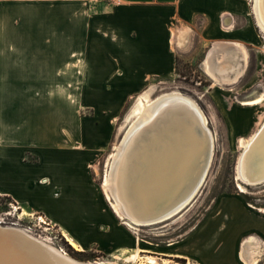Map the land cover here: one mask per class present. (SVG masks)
<instances>
[{
	"label": "crops",
	"instance_id": "1",
	"mask_svg": "<svg viewBox=\"0 0 264 264\" xmlns=\"http://www.w3.org/2000/svg\"><path fill=\"white\" fill-rule=\"evenodd\" d=\"M41 3L66 8L41 11L42 25L37 29L42 46L58 51L59 60L50 61L51 76L34 75L38 73L34 67L40 66L36 63L9 61L12 69L6 81L17 85L20 79L26 84L24 89L32 82H83L90 86L98 84L96 90L105 93L108 89L104 84L111 83L115 84L116 94L126 98L144 90L153 80L175 77L178 57L191 52L196 34L202 45L208 46V54L200 65L202 69L211 55V61L218 62L222 51L232 56L231 65L247 68L253 50L257 69L250 81L264 78V32L259 27L253 0H120L118 3L41 0ZM184 31L187 38L180 44L179 35ZM235 53L239 59L233 60ZM51 62L56 63L53 66ZM229 75L235 76L234 72ZM86 92H90L88 88ZM70 96L77 98L72 104L80 107L81 94ZM34 98L32 91L25 90L11 93L0 101V195L11 197L21 207L28 206L43 213L67 237L81 243V249L96 245L108 256H122V250L129 255L136 247L139 253L147 251L144 244L131 237L126 226L113 224L111 215L104 213L103 199L90 195L84 187L88 182L85 173L88 154L64 146L61 138L48 142V133L43 135L42 131L40 141L35 143L32 140L25 144L17 138L12 117L20 112L46 123L42 128L48 130L50 104L46 101L40 108H33ZM55 103L52 105L57 106L58 102ZM217 105L233 135L234 149L240 154L243 149L239 139L250 137L259 127L256 128L264 100L254 105L229 104L220 97ZM67 108L72 110V107ZM263 116L264 113L260 120ZM72 120L74 122V118ZM61 122L60 137L64 130L75 127L70 122L64 123V119ZM48 144L52 146L44 147ZM28 154H36L38 159L30 161ZM236 199L233 194L218 197L200 225L176 242L178 246L180 241L188 239L184 244L189 243L191 250L177 248L176 252H168L169 255L197 264H246L242 254L246 238L253 236L255 241L264 243V211L248 203H235ZM221 215L226 219L223 217L219 222ZM262 248L257 264H264V246Z\"/></svg>",
	"mask_w": 264,
	"mask_h": 264
},
{
	"label": "rangeland",
	"instance_id": "2",
	"mask_svg": "<svg viewBox=\"0 0 264 264\" xmlns=\"http://www.w3.org/2000/svg\"><path fill=\"white\" fill-rule=\"evenodd\" d=\"M56 8L57 5L41 3V0L22 3L0 1V66L2 65V68L0 67V101H4L5 97H10L11 93L27 90L32 91L35 97L32 100L33 108L36 106L40 108L46 101L50 104L47 114L48 130L42 128L46 123H41L37 119L35 121L30 115L28 117V114L20 112V114L13 115V129L17 138L25 144L32 140L35 143L40 141L39 137L42 132L43 135L48 133V142L61 138V144L64 146L77 148L82 150L83 154H88L89 162L86 164L87 172H85L88 176V182L84 187L90 195L99 196L103 199L105 215H111L113 224L118 226H126V224L116 216L110 201L105 200L107 197L103 190V184L107 174L109 156L113 151H116L117 146H120V142L126 133L127 116L141 93L150 90L152 96H156L160 93L178 90L191 97L205 114L208 127L214 136L212 159L200 188L191 201L179 212L159 223L139 226L140 232L138 231V233H134L126 226L131 232V237L144 244V247L151 251L144 250L139 253L136 247V250L129 255L122 250L123 255H119V257L118 255L108 256L105 253L103 255L96 245H92L88 250L81 249V243L78 242L77 246L73 245L63 231L58 226L51 224L49 219L43 216V213L34 211L28 206L21 207L13 199L2 196H0V220L6 225L16 224L14 226L27 229L35 236L50 241L59 249L61 248L79 260L81 259L73 250L87 251L86 257L89 259L83 261L106 262V264H140L141 262L149 264H197L184 257L169 255L168 252H176L177 248L191 250L192 246L189 243L184 244V241H188V239L180 241L181 244L178 246L176 242L200 225L218 197L233 194L237 197L235 203H248L264 209V183L247 186L246 192H242L237 183V164L242 152L239 154L234 149L233 135H231L225 117L217 105L220 97L229 104L232 102L244 104L246 99L255 97L259 91L264 93L263 76L257 77L259 79L257 82L250 81L257 69L254 51H251L252 61L249 67L242 69L241 66L242 72L235 81L217 80L214 75V77L211 76L212 74L206 70V63L204 68L207 73L204 68L200 67L204 57L208 54V46L202 45L199 41V34H196L191 52L188 55L178 57L175 77L171 80H153L147 88L130 94L126 98L118 96L116 87H114L115 84L113 86L111 83L104 84L108 91L102 93L96 90L98 84L90 86V84L83 82H32L27 89H24L22 87L26 84H22L20 79L16 81L17 85L6 81L10 79L9 74L12 69L9 61L13 62L14 59L16 61L27 60L40 65L38 68L34 67V71L38 72L34 75L51 76L53 74L52 66L50 68L49 63L51 60L56 61L58 59L59 52L47 50L45 45L42 46L41 35L37 29L39 30L42 25L41 11H53ZM57 9L64 11L66 8L64 5H60V8ZM237 54H234L233 60L236 57L239 59ZM56 62H51V64L54 66ZM86 88L89 89V93L86 92ZM72 93L81 94L80 107L72 104L73 100L77 101L76 97L70 96ZM55 97L58 99H53ZM55 102L60 105L57 103V106H53L52 104L56 105ZM21 104L24 107L22 101ZM62 104L72 107L73 111L66 106L62 107ZM39 108L37 111H40ZM263 113L264 110L260 113V117ZM260 117L258 125L264 118L263 116L260 120ZM72 118H74V122ZM61 119H64V123L75 124L72 130L70 128L64 130L62 137L59 136L62 131L59 130L62 124ZM50 146L52 145H44L47 148ZM27 159L35 161L38 156L28 154ZM83 177L82 172L81 178L84 179ZM41 217L44 218V221H41ZM223 217V215L218 217L219 222ZM217 226L218 223L214 229ZM135 252H138L136 260H126ZM149 257H155L154 263L149 261ZM178 258L185 260L182 261Z\"/></svg>",
	"mask_w": 264,
	"mask_h": 264
},
{
	"label": "bare ground",
	"instance_id": "3",
	"mask_svg": "<svg viewBox=\"0 0 264 264\" xmlns=\"http://www.w3.org/2000/svg\"><path fill=\"white\" fill-rule=\"evenodd\" d=\"M253 1L259 27L264 32V0ZM186 38L187 31H184L179 35V43ZM221 54L215 63L209 55L206 70L217 80H236L242 69L231 65L232 56L228 51ZM229 72H234L235 76L231 77ZM263 100L264 94H261L246 99L244 104H259ZM126 122V133L120 146L109 156L103 190L116 216L138 233L139 226L168 219L191 201L207 174L214 136L202 109L178 90L156 96H152L150 90L141 93ZM258 126L249 138L239 139L243 150L237 164V183L242 192H246L247 186L264 183V118ZM41 221H44L43 217ZM12 226L5 224V227ZM14 227L53 250L59 249L25 228ZM11 230H0V264H65L49 249L40 248ZM68 239L77 246L73 238L69 236ZM263 246L264 243L255 241L253 236L246 238L242 247L246 264L258 263L257 256ZM59 250L71 256L61 248ZM137 257L138 252H135L126 260L134 261ZM154 258L149 257V261L154 263Z\"/></svg>",
	"mask_w": 264,
	"mask_h": 264
},
{
	"label": "water",
	"instance_id": "4",
	"mask_svg": "<svg viewBox=\"0 0 264 264\" xmlns=\"http://www.w3.org/2000/svg\"><path fill=\"white\" fill-rule=\"evenodd\" d=\"M5 224L3 221L0 220V230H6V229H12L11 231H15L16 234L21 235V237H23L24 239L32 242L33 244H35L36 246L40 247V248H46L49 249L50 251H52L53 253H55V255L58 256V258L63 261V263L65 264H95L93 261L92 262H87V261H81L78 259H75L74 257L71 256H66L64 253L60 252V250L58 248H54L51 249V247L49 248L48 246L45 245V243H43L41 240H38L36 237L33 236H29L26 233L22 232L20 229H18L17 227H5ZM16 225V224H13Z\"/></svg>",
	"mask_w": 264,
	"mask_h": 264
},
{
	"label": "trees",
	"instance_id": "5",
	"mask_svg": "<svg viewBox=\"0 0 264 264\" xmlns=\"http://www.w3.org/2000/svg\"><path fill=\"white\" fill-rule=\"evenodd\" d=\"M1 196V195H0ZM2 197H6V198H10L12 199L11 197L9 196H2ZM74 253H76L78 255V258H80L81 260H87L89 259V257H86L87 256V251H75L73 250ZM102 253V252H101ZM103 254V253H102ZM76 255V256H77ZM104 255V254H103ZM179 260H182L184 261L185 259L184 258H178Z\"/></svg>",
	"mask_w": 264,
	"mask_h": 264
},
{
	"label": "built area",
	"instance_id": "6",
	"mask_svg": "<svg viewBox=\"0 0 264 264\" xmlns=\"http://www.w3.org/2000/svg\"><path fill=\"white\" fill-rule=\"evenodd\" d=\"M106 2H111V3H118L120 0H105Z\"/></svg>",
	"mask_w": 264,
	"mask_h": 264
}]
</instances>
